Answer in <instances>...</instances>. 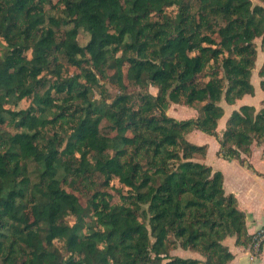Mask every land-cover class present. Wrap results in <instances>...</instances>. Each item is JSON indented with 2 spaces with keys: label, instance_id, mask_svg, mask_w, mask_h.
Here are the masks:
<instances>
[{
  "label": "trees",
  "instance_id": "16d2710c",
  "mask_svg": "<svg viewBox=\"0 0 264 264\" xmlns=\"http://www.w3.org/2000/svg\"><path fill=\"white\" fill-rule=\"evenodd\" d=\"M261 1L54 0L56 16L53 0H0V264H226V237L252 244L222 172L201 160L206 144L187 133L215 135L217 154L240 161L264 139V98L216 131L221 102L254 93ZM172 103L196 115L176 118ZM96 174L119 200L96 188L83 205L66 187Z\"/></svg>",
  "mask_w": 264,
  "mask_h": 264
},
{
  "label": "crops",
  "instance_id": "0c3cea01",
  "mask_svg": "<svg viewBox=\"0 0 264 264\" xmlns=\"http://www.w3.org/2000/svg\"><path fill=\"white\" fill-rule=\"evenodd\" d=\"M247 94L250 93L244 94L233 103L221 102L224 113L218 119L216 127L219 136L225 127L228 115L233 109H237L244 103L255 106V104L248 100L249 96H247ZM255 108L258 109L259 107L255 106ZM195 115L196 110L191 116ZM193 130L187 133V138L190 141L193 140L190 138V133H192ZM191 135H193V138L199 137L195 133ZM209 135L210 136L203 142L206 144V152L201 160L209 164L213 169H218L222 172L223 189L225 193L231 192L236 196L237 206L245 213L247 231L254 234V232L264 224V139L259 142L253 141L250 145V152L248 154L241 152V156L245 159L244 161H240L236 158L227 159L218 155L217 150L220 145L219 141L215 135ZM248 164L251 166H248ZM223 242L233 253V257L226 264H264V240L258 251L253 249L252 244H236L234 236L226 237ZM172 252L173 254L183 257L202 258L198 252L191 249L177 247L172 250Z\"/></svg>",
  "mask_w": 264,
  "mask_h": 264
},
{
  "label": "rangeland",
  "instance_id": "374dc122",
  "mask_svg": "<svg viewBox=\"0 0 264 264\" xmlns=\"http://www.w3.org/2000/svg\"><path fill=\"white\" fill-rule=\"evenodd\" d=\"M253 4L255 3H262L263 2L261 0H251ZM54 0H53V4H47L46 8H49L47 10V13L49 14H54L56 16L60 15V10L55 7L54 5ZM60 8V7H59ZM89 35L86 31H84L83 29H80L78 35H77V39L80 43H85L88 39ZM256 46H257V50L258 53L256 55V61L254 66L251 69V75H250V80L252 81L255 91L254 94H247V96H249V101L252 102L253 104H255V106H262L263 105V98H264V88H262L260 86V80L262 78V76L259 75L258 73V69L259 67L262 65L261 63L264 61V49H261L260 45H261V37H256L254 39ZM61 60L63 61L64 59L61 57ZM68 71L72 72L74 70V68L72 66H68ZM148 90L152 91V92H156V87L148 85ZM142 88H140L137 85H133L130 84L128 86V90L130 91H137ZM118 92L116 86L114 85H110L108 86V100L111 99L116 93ZM94 97L99 98L100 94H99V88H97L96 86L93 89V94ZM31 101L30 98H25V100H23L22 104L26 105ZM168 114L176 117V118H184V117H190L191 115H193L195 113V110L192 107L186 106V105H182V104H174L172 103L169 108L167 109ZM101 128L105 131L108 129V122L106 120H102L100 123ZM10 128V127H8ZM195 133L196 135H198L199 137L193 138V134ZM210 136L208 133H205L201 130H193L192 133H190V138H192L194 142L196 143H203L206 138ZM197 139V140H196ZM57 176L60 177L63 174V169L61 167L57 168L56 170ZM93 182H91L90 180H86V179H81L79 180V182H76V189L71 188L70 186H66L68 189L73 190L78 196L79 199L81 201V203L83 205L87 204V199L90 196V194L96 189V188H100V189H104L106 188L107 190H109L110 192H112V194H114V200H119V194L115 188L114 185L117 184V182L114 180L112 182V184H114L113 186H103L102 184H100L99 182L102 180V177L98 174L93 176ZM23 217L25 219H30L31 215L28 211H23Z\"/></svg>",
  "mask_w": 264,
  "mask_h": 264
},
{
  "label": "built area",
  "instance_id": "2783aa9c",
  "mask_svg": "<svg viewBox=\"0 0 264 264\" xmlns=\"http://www.w3.org/2000/svg\"><path fill=\"white\" fill-rule=\"evenodd\" d=\"M263 240H264V224L261 225L253 234V238H252L253 249L258 251Z\"/></svg>",
  "mask_w": 264,
  "mask_h": 264
}]
</instances>
